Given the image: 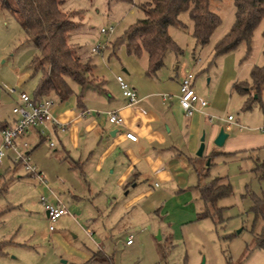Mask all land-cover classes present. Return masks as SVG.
<instances>
[{
  "label": "rangeland",
  "instance_id": "1",
  "mask_svg": "<svg viewBox=\"0 0 264 264\" xmlns=\"http://www.w3.org/2000/svg\"><path fill=\"white\" fill-rule=\"evenodd\" d=\"M129 1L64 0L63 4L68 12L76 10L73 19L78 26L70 36L71 45L91 62L94 72L103 71L110 78L112 65L122 70L127 67V61L136 60L120 38L131 24L143 17L140 5L145 0ZM210 8L220 16L221 23L205 45L198 44L192 35L193 22L188 12L180 14L186 29L170 27V34L181 51L167 52V68H173L171 62L177 61L178 71L184 76L194 73L197 87L207 93L214 91V114L222 119L233 115L245 127L228 130V122L215 120L220 130L224 128L232 137L249 134L252 146L241 150L237 147L240 143L232 140L218 146L210 130H204L199 147L191 155L193 160L189 159L187 167L181 170V182L175 188L165 190L163 185L155 187L147 182L149 192L121 191L114 196H109L106 190L82 189L86 182L84 178L74 180L70 175V162L64 160L57 136H48L37 152L30 155L31 165L43 171L56 196L28 173L12 150H6L7 156L0 164V211L3 212L0 264H84L86 255L99 247L110 257V264H264V249L254 246V238L262 233L264 221L255 220L250 209L251 194L260 197L264 194V171L254 169L256 160L264 161L259 130L264 126V89L248 108V96L233 88L236 81L250 80L254 65H264V19L253 31L249 52L248 44L242 42L226 53L217 54L216 43L232 28L236 6L234 0H210ZM111 27L114 31L110 34L101 31ZM26 37L11 10H0V124L15 117L13 108L19 93L34 96L41 78L40 73L34 75L32 64L40 51ZM97 45L102 51L93 53ZM145 56L146 53L143 55L146 59ZM202 143L205 149L199 156ZM210 153L215 155L208 157ZM218 176L224 177L233 189L230 196L217 204L224 208L223 218L219 222L210 217L198 219L205 204L195 186ZM74 193L81 197L78 209L69 206ZM57 196L71 214L59 218L52 232L46 204H55ZM128 202L131 205L125 208ZM93 234L96 239L92 238ZM129 234L134 237L132 245L127 244ZM100 258L93 262L104 264Z\"/></svg>",
  "mask_w": 264,
  "mask_h": 264
},
{
  "label": "crops",
  "instance_id": "2",
  "mask_svg": "<svg viewBox=\"0 0 264 264\" xmlns=\"http://www.w3.org/2000/svg\"><path fill=\"white\" fill-rule=\"evenodd\" d=\"M144 53L139 57L133 55L136 60L127 61V67L122 70L112 65V78L103 71L92 70L93 82L86 87L70 81L73 94L66 99L62 100L55 94L49 95L55 99L52 115L65 126V129L51 121L40 124L26 137L30 143L29 151L31 153L36 151L48 136H57L60 139L63 158L70 162L68 164L72 172L70 175L74 180L84 178L86 185L82 189L86 188L89 192L106 190L109 196H114L121 191H126V194L135 191L149 192L147 182L155 187L163 185L165 190L180 184L181 170L187 167L189 159L193 160L191 155L199 147L202 132L210 130L212 138H216L220 127L215 120L228 122V118L222 119L214 114L216 93L203 91L200 86L197 87L196 80L194 85L197 93L209 104L194 115L187 116L180 104V84L184 77V73L178 71L180 64L173 60L171 62L173 68H167L165 58V65L155 74L149 75L148 55L145 59ZM118 75H122L136 91L138 95L136 104H128V99L117 80ZM26 76H30L29 72ZM18 99L19 96L15 100V105ZM109 112H118L122 117V123L111 122ZM16 119L17 115L11 121L0 124V146L4 129L2 126L12 125ZM227 124L228 130H233L236 126L240 130L245 129L240 128L235 122ZM129 131L137 134L136 141L126 137V132ZM251 137L249 134H238L233 137L229 135L225 142L232 140L234 143H240L237 147L243 150L252 146ZM260 140V146L263 147V134ZM31 174L56 196L42 175V170ZM38 174L43 176L45 182L39 179ZM72 188L74 191L77 190L73 186ZM56 198L55 204L63 203L67 207V213L71 214L66 203L58 196ZM73 198L69 206L71 209H78L81 197L74 193ZM130 205L131 202L126 203L125 208ZM82 225V228H85L84 224ZM86 231L89 233V228ZM92 238L96 239L95 234ZM132 244L134 238L128 245ZM99 250L106 254L101 247ZM94 253L92 251L86 255L88 259L87 261L84 259L86 261L84 264Z\"/></svg>",
  "mask_w": 264,
  "mask_h": 264
},
{
  "label": "trees",
  "instance_id": "3",
  "mask_svg": "<svg viewBox=\"0 0 264 264\" xmlns=\"http://www.w3.org/2000/svg\"><path fill=\"white\" fill-rule=\"evenodd\" d=\"M234 2L235 22L230 31L216 43L217 54L226 53L242 42L248 44L249 52L253 31L264 19V0ZM63 4L64 0H0V9L11 10L20 21L27 35L26 40L32 39L40 51L32 60L34 75L41 74L35 98L55 94L63 100L73 94L70 81L82 87L93 82L91 79L93 65L70 43V36L78 26L73 19L76 10L68 12L63 8ZM140 9L143 17L131 24L120 40L126 43L130 54L139 57L145 52L148 55L149 75L155 74L165 65L169 50L178 53L181 51L169 31L173 25L187 28L180 19L181 13H189L193 22L192 35L200 45L209 42L211 35L221 23L220 16L210 8V0H145L141 3ZM233 88L248 96L247 107L250 108L264 89V65H254L250 71V80L235 82ZM7 126L8 124H4L2 127ZM214 155L215 153H210L208 157ZM254 169L263 172L264 161L256 160ZM196 187L205 204V209L199 213L198 219L210 217L216 222L221 221L224 208L218 207L217 204L219 200L233 193L231 184L226 182L224 177L218 176L205 184L198 183ZM251 195L250 209L255 220L262 218L264 221V194L261 197ZM2 213L0 211V216ZM254 242L255 248L264 249V223L262 233L255 236ZM2 251L3 243H0V253ZM97 257H101L104 264L111 261L109 256L99 250L86 264H96L93 261Z\"/></svg>",
  "mask_w": 264,
  "mask_h": 264
},
{
  "label": "built area",
  "instance_id": "4",
  "mask_svg": "<svg viewBox=\"0 0 264 264\" xmlns=\"http://www.w3.org/2000/svg\"><path fill=\"white\" fill-rule=\"evenodd\" d=\"M101 31L105 34H110L114 31V28H102ZM102 47L97 45L93 47V53L101 52ZM194 73L188 72L180 84V104L184 109L187 116L194 115L197 111L206 107L209 102L202 98L196 91L194 85ZM119 85L123 91L124 96L128 99L129 105H134L138 102V95L136 91L131 87V85L125 80L122 75L117 76ZM15 91V89H14ZM55 105V99L51 96L35 98L27 92L19 93V99L17 104L13 108V113L17 115L16 121L7 126L2 130V144L0 146V164L6 156V150H12L17 157L18 162H22L26 166V170L29 173H37V170L30 163V143L27 140V135L29 132L37 128L40 124L51 121L65 129V126L61 125L60 122L52 115V108ZM109 120L116 124L122 123V117L118 112H109ZM228 122L237 123L240 128H244L242 124L235 121L233 115L228 116ZM259 130L264 135V126L259 127ZM126 137L136 141L138 139L137 134L134 132H126ZM53 146V144H51ZM264 149V143H263ZM39 179L45 182L43 176L38 174ZM46 211L50 222V230H54V224L57 220L67 213V207L59 202L56 204H46ZM133 235L131 234L128 238L127 243L131 244L133 242Z\"/></svg>",
  "mask_w": 264,
  "mask_h": 264
},
{
  "label": "water",
  "instance_id": "5",
  "mask_svg": "<svg viewBox=\"0 0 264 264\" xmlns=\"http://www.w3.org/2000/svg\"><path fill=\"white\" fill-rule=\"evenodd\" d=\"M229 134L226 132V130L224 128H221V130L219 131L217 137L215 138V144L218 146H222L224 145L226 139L228 138ZM204 149H205V144L202 143L200 146V149L198 151V155L202 156L204 153Z\"/></svg>",
  "mask_w": 264,
  "mask_h": 264
}]
</instances>
